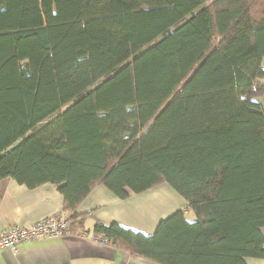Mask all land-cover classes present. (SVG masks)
Returning a JSON list of instances; mask_svg holds the SVG:
<instances>
[{
  "label": "trees",
  "instance_id": "1",
  "mask_svg": "<svg viewBox=\"0 0 264 264\" xmlns=\"http://www.w3.org/2000/svg\"><path fill=\"white\" fill-rule=\"evenodd\" d=\"M263 60L264 0H0V180L52 184L71 234L156 264L264 258ZM162 183L193 221L77 213Z\"/></svg>",
  "mask_w": 264,
  "mask_h": 264
},
{
  "label": "crops",
  "instance_id": "2",
  "mask_svg": "<svg viewBox=\"0 0 264 264\" xmlns=\"http://www.w3.org/2000/svg\"><path fill=\"white\" fill-rule=\"evenodd\" d=\"M64 197L52 184L36 188L19 184L14 179L0 180V233L5 229L32 224L62 213ZM187 201L168 183H162L142 193L129 192L127 199L117 197L106 186L99 185L77 209L78 214L90 213L88 228L95 221L106 225L117 223L146 236L155 234L161 221L179 210L187 219L195 216L188 210ZM264 234V228L262 229ZM69 234L57 239H42L19 245L18 252L0 249V264H156L151 260L133 257L129 252L92 239L91 232ZM246 264H264V258H245Z\"/></svg>",
  "mask_w": 264,
  "mask_h": 264
},
{
  "label": "built area",
  "instance_id": "3",
  "mask_svg": "<svg viewBox=\"0 0 264 264\" xmlns=\"http://www.w3.org/2000/svg\"><path fill=\"white\" fill-rule=\"evenodd\" d=\"M71 222L69 216L62 213L52 215L46 219L32 224L29 227L21 225L11 226L0 233V249L8 248L13 252H18L20 244L42 239H57L71 234ZM82 236H88L86 233ZM102 244H110L107 239L91 236ZM111 245V244H110Z\"/></svg>",
  "mask_w": 264,
  "mask_h": 264
},
{
  "label": "rangeland",
  "instance_id": "4",
  "mask_svg": "<svg viewBox=\"0 0 264 264\" xmlns=\"http://www.w3.org/2000/svg\"><path fill=\"white\" fill-rule=\"evenodd\" d=\"M263 66H264V60H263ZM264 82V80H263ZM259 102L263 103V101L261 99H258Z\"/></svg>",
  "mask_w": 264,
  "mask_h": 264
}]
</instances>
